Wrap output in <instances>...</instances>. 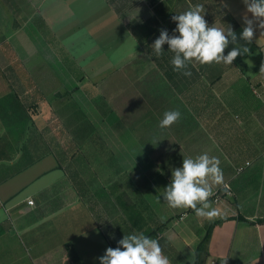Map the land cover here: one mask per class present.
<instances>
[{
	"label": "crops",
	"instance_id": "obj_1",
	"mask_svg": "<svg viewBox=\"0 0 264 264\" xmlns=\"http://www.w3.org/2000/svg\"><path fill=\"white\" fill-rule=\"evenodd\" d=\"M6 1L0 0V264H100L98 258L104 255L106 248L118 246L103 229L98 208L89 199L92 195H88L89 182L82 180L86 194H81L67 171L68 161L64 158L60 160L58 152L63 156V151H58L45 134L47 120L58 115L57 102L60 97L63 99L60 112L66 108V116L69 110L72 117L84 114L94 132L100 129L94 118L101 117L107 121L98 108V111L92 110L89 114L77 99H64L77 84L75 74L68 65L72 61L64 57V51L78 57L82 65L95 58L106 60L109 54L104 46L106 43L98 45L93 35H88L90 44L79 38L77 32L81 35L94 34L95 28L87 32L79 30L77 19L81 16L78 14L81 13L91 22L90 27H95L94 19L100 18V15L94 14L105 12L107 6L123 21V15L141 3L148 6L147 15L132 14L123 21L139 44L138 50L128 54L125 59L136 58L137 54L146 53L147 49L149 58L155 63L165 64L164 69L159 66L158 69L179 94H188L200 83L214 91H210V97L213 96L215 102L212 106L217 108L207 110V104H212L210 97L195 96L193 108L180 110L181 118H194L197 129L210 125L211 133L217 137L211 149L220 160L222 171H230L229 179L235 193L233 197L226 196V199L218 202L211 197L213 207L221 214L211 221L198 217L191 209L170 208L163 200L164 188L170 183L172 174L168 164L161 162L156 167L151 155L146 152L145 144L139 141L135 125L123 121L124 126L129 128L130 138L137 143V152L125 148L126 144L118 131L120 128L122 133H126L124 126L116 129L107 121L117 140H120L110 145L115 157L129 162L136 172V179L132 177L128 181L135 186L133 196L127 191L117 190L113 185L114 205L123 214L116 196L125 193V198L134 203L139 198L158 222L165 223L159 237L154 239H163L160 240L165 243L163 254L171 264L195 262L201 236L212 222L216 223L201 264H264V220H260L264 218V72H260L264 64L262 30L256 29L250 44L238 39V43L247 46L249 52L238 56L232 65L193 62L188 66L191 75L185 76L173 70V53L168 51V45H164L162 55L154 54L151 37L160 33L161 29H167L169 35H173L176 24L171 17L189 10L193 6L189 0H130L128 9L122 14L117 13L108 0H87L88 5H96L85 6L81 12H71L66 8L75 0H23L27 3L26 12L22 14V24L14 28L11 27V12ZM219 1L225 14L213 21L207 20L209 26L215 24L225 29L230 26L239 38L244 27L245 5L242 0ZM60 9L73 15L63 19L58 28L54 26V13ZM36 15H40L48 26V35L35 23L33 17ZM136 21H149V24L145 29L139 24L134 32L129 24ZM74 22L76 25L73 26ZM96 38L100 40L97 35ZM84 44L88 45L82 49ZM79 46L80 51H75ZM58 47L63 58L58 53ZM233 47L235 45L230 43L224 54L227 55ZM125 59L115 63H122ZM22 63L33 74V81L22 79ZM165 69L181 89L173 84ZM42 71H46L45 76L43 73L40 75ZM230 72L235 76L232 78L234 81L229 83L226 96L221 98L217 91L219 84ZM255 86L261 94L256 93ZM62 89H65L63 93L60 92ZM153 103L157 109L162 108L160 114L155 113L154 107L146 101L139 109H131L132 123L138 119H152L146 125L153 128L155 133H167L168 128L161 129L159 121L166 111L176 109L167 97H158ZM200 103L204 106H200ZM114 112L120 118L124 117ZM202 118L210 120L204 124L200 120ZM187 122L183 123L187 125ZM221 134L226 135L223 141L222 137L219 139ZM246 161H250V165L238 172V167ZM155 176L163 189L159 190L154 183ZM216 187L213 186V191ZM106 190L102 187L95 194L106 197ZM28 199H33L34 203L29 204ZM130 227L133 228L132 225ZM13 231L19 238L8 237L14 235L10 234ZM17 246L18 250L15 249Z\"/></svg>",
	"mask_w": 264,
	"mask_h": 264
},
{
	"label": "rangeland",
	"instance_id": "obj_2",
	"mask_svg": "<svg viewBox=\"0 0 264 264\" xmlns=\"http://www.w3.org/2000/svg\"><path fill=\"white\" fill-rule=\"evenodd\" d=\"M86 1L87 0H75L72 5H67L66 8H69L71 12H81L85 6L93 4L90 3V5H88ZM6 2L11 12V27L20 26L23 21L22 14H24V11L26 12L27 3L23 2V0H7ZM63 10L64 9H60L54 13V26H58V28L63 19H68L73 15L68 11L62 12ZM148 10V6L145 3H141L139 6H135L133 10L123 15L122 19L126 21L132 14L145 16ZM78 15L81 16V18L77 19L80 23L79 30H85L87 32L95 28L94 34L83 33L81 35L80 32H77L79 33V38L90 44L91 41L88 35H93L98 45H104L106 43L104 46L105 49L108 48L109 54H107L106 60L95 58L82 65L78 57L71 56L68 52L66 54L64 51V57L67 56V58L72 61L71 63H73V67H75L79 75H82L80 77L74 75L77 84L68 92L69 94L64 96V99H77L76 101H78L81 107L87 110L89 114H91L92 110L98 111L96 101L99 102L103 100L112 110L120 115L123 114L124 120L136 126L138 132L137 136L141 141L145 142L146 152L151 155L156 167H158L161 162H164L168 164V168L173 171L177 167H182L184 158H194L203 153L216 157L214 151L211 149V145L213 144V140H217V137L211 133L210 125L208 124L207 126L209 127L204 126V128H202L203 130L197 129L193 123L194 118H181L175 123L176 126L173 125V127L171 126L167 129V133H165V131L155 133L153 128L149 127L148 124L146 125V122L152 121V119H143V121L138 119V121L132 123V118L130 117L131 109H139V106L145 105L146 101H148L151 107H154L155 113L160 114V109L162 108L157 109L153 101L161 96L170 99L175 109L180 111L188 107L193 108L195 96L208 99L211 96V92L214 93V91L209 89L207 85L204 86L200 83L196 87L194 86L190 89L188 94H179L178 91L170 85L169 81L165 79L162 71L158 69L157 62L155 63L153 59L149 58L150 52H147V49L146 53L140 52L137 54L136 58L133 56L125 59L128 54L138 50L139 44L128 32L123 21L117 18L114 10L110 6H107L105 12L102 11L94 14L95 16L100 15V18L94 19V22L97 24L95 27H90L91 22L83 17L81 13ZM87 22L88 24L85 25ZM74 25H76L75 22L73 23V26ZM159 34L160 33L154 34L151 37L152 44L155 39L159 37ZM96 35L99 36L100 40L96 38ZM88 44H84L82 49L87 47ZM80 49L81 46L75 51H80ZM58 53L61 58H63L61 48L59 47ZM152 53L153 52H151V54ZM99 54L100 53H98V55ZM86 57L88 56H85V58ZM124 59L125 61L122 63H115ZM10 71H12V68H10ZM30 73L31 72L25 68L24 63H22V79L26 78L28 81H33L34 76ZM41 73H43V76L46 75V71L40 72V75ZM232 78H235V76L231 73L221 80L217 90L221 98H224V95L226 96L225 92L229 89V83L234 81ZM255 89L256 93L261 94L257 86H255ZM64 91L65 89H62L60 92L63 93ZM76 101L75 103L77 104ZM209 101H212V104H207V110L217 108V106H212L214 102L213 96L210 97ZM57 103L59 106L58 115L47 120L45 136L54 144L58 151H63L68 161L67 165H71V170L78 171L81 178L89 182L90 189L88 195L92 194L89 196V199L92 205L98 208L99 221L102 222V227L107 234L118 244V241L122 239L124 235L136 232L130 227L124 215L114 205L115 195H112L114 194L113 185H116L117 190L127 191L128 194L133 196L132 189L135 186H131L128 181L132 177L136 179L134 167H132L129 162L121 161L120 158L115 157L110 145L113 146L114 142L120 140H117V135L111 131L110 125L104 118H94L95 121L99 123L100 129L97 132L90 131L89 129H85L86 126L82 124L77 116L74 115L72 117L73 114L71 110H69L68 116H66V108L60 112V106L63 104V99H61V97L58 99ZM201 105L203 104L200 103V106ZM187 120V125H185L183 122ZM200 120L206 124L207 120L210 119L202 118ZM180 122L183 123V125H179ZM221 137L222 141L226 139V135H219V139ZM125 138L128 142V144L125 142V148L129 151L133 150L137 152V143L127 134H125ZM222 172L224 181L230 178V171H226L225 169ZM153 181L158 189H163L160 186L157 176L154 177ZM225 184H229L231 189L228 197H233L235 192L230 179L224 182V185ZM102 187L107 188L106 193L109 195L107 194L106 197L101 195L102 198H100L101 196L97 197L95 193ZM216 189H219L220 193L224 191L227 192V189L225 190L223 185L216 187L215 190ZM223 195L224 194H222L221 197L224 200L226 198L223 197ZM99 201L101 205H99ZM12 233L14 235H9L8 237L19 238L16 231L10 234ZM15 249L18 250L19 246Z\"/></svg>",
	"mask_w": 264,
	"mask_h": 264
},
{
	"label": "clouds",
	"instance_id": "obj_3",
	"mask_svg": "<svg viewBox=\"0 0 264 264\" xmlns=\"http://www.w3.org/2000/svg\"><path fill=\"white\" fill-rule=\"evenodd\" d=\"M242 2L246 12L239 38L230 26L226 29L215 24L209 26L203 5L196 4L171 17L176 24L174 34L170 36L167 29H161L159 37L151 45L152 51L160 56L164 52V45H168V51L173 53V70L185 76L191 75L188 66L193 62L201 65H232L238 56L249 52V48L240 45L238 39L250 44L257 28L264 35V0ZM230 43L235 47L225 55V49ZM260 72H264V64L261 65ZM180 118L179 110L166 111L158 126L161 129L169 128ZM221 185L227 189L220 160L203 153L194 158H184L182 167L172 171L170 183L163 191V200L172 209H191L198 217L211 221L221 215L213 207L211 200L214 195L213 186ZM98 259L100 264H171L163 254L159 240L146 236L143 232L124 235L117 247L106 248L104 255Z\"/></svg>",
	"mask_w": 264,
	"mask_h": 264
},
{
	"label": "trees",
	"instance_id": "obj_4",
	"mask_svg": "<svg viewBox=\"0 0 264 264\" xmlns=\"http://www.w3.org/2000/svg\"><path fill=\"white\" fill-rule=\"evenodd\" d=\"M128 1L130 0H108V2L114 7L115 11L119 14H122V12L128 9V6H129ZM189 1L191 2L192 5H196V4L203 5L204 10H205V19L208 21H213L217 18V16H221L222 14H225L224 7L219 0H189ZM33 19L35 23L38 25V27L42 29V31L45 34L48 35L47 33L48 26L46 25L42 17L40 15H36L33 17ZM139 24H141L143 29H145L147 28L149 21H144V22L136 21L134 23L129 24V28L132 31L134 30L135 32ZM138 38L141 39V36L138 35ZM157 64L160 68L162 69L165 68V64L163 63H157ZM68 65L70 69L72 70V72H74V74L77 75V77L82 76V75H79L78 71L75 69V67H73V63H68ZM165 73L171 79L173 84H175L178 89H181L178 86V83L176 82L174 77L170 74V72L165 69ZM96 106L100 110V112L106 117L107 121L112 125L113 128L118 129L117 127L124 126L123 121L125 120L123 118H120L114 112V110H112L108 106V104L105 101L103 100L99 102L96 101ZM77 117L81 120L82 124L86 126L85 129H89L90 131H93L94 128L92 124H90L89 120L86 119L84 114H81ZM124 128L126 129L125 130L126 133H122L120 128H119L120 130L118 129V131L120 132V136L122 137L124 142L128 144V142L126 141L127 139L125 138V134L130 136L129 130H128L129 128H126L125 126ZM139 141L142 142V144H145V142L141 141V139ZM58 154H60V160L63 158L66 159L64 155L63 156L61 155V152H58ZM70 167H71L70 164L67 165L66 167L69 175L74 180V183L76 184V186H78L81 194L83 195L86 194V191H83V186H82L83 179L81 178L79 172L74 171L73 169L71 170ZM116 201L119 207L121 208V210L123 211V214L125 215L127 222L130 225H132L136 233L143 232L146 236H149L151 238L159 237V234L163 231V227L165 223L158 222L157 218L149 211L148 206L144 205V202L140 201V199L137 198L136 202L134 203L130 199L125 198V193L118 194L116 196ZM260 220H264V218ZM215 223L216 222L210 223L208 226V229L205 232H203L200 243L196 250V260L193 264H201L203 262L204 256L206 255V252L208 250V241H209V238H210V235H211V232H212V229ZM160 240H163V239H160ZM164 244L165 243L160 242V245L163 250H165Z\"/></svg>",
	"mask_w": 264,
	"mask_h": 264
},
{
	"label": "built area",
	"instance_id": "obj_5",
	"mask_svg": "<svg viewBox=\"0 0 264 264\" xmlns=\"http://www.w3.org/2000/svg\"><path fill=\"white\" fill-rule=\"evenodd\" d=\"M250 163H251L250 161H246L243 166H239L238 169H237L238 172L243 170L245 166L250 165ZM225 185L227 186V192L224 191L225 193L224 192L220 193L219 189L218 190L216 189V190L213 191L214 195L212 197H213L215 202L223 200V198L221 197L222 194H224L223 197H226V196H228L230 194V192H231L230 185L229 184H225ZM27 201H28L29 204H33L34 203L33 199H28Z\"/></svg>",
	"mask_w": 264,
	"mask_h": 264
}]
</instances>
